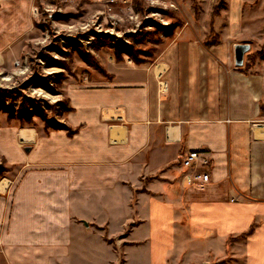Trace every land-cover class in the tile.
I'll return each instance as SVG.
<instances>
[{"label": "crops", "instance_id": "0c3cea01", "mask_svg": "<svg viewBox=\"0 0 264 264\" xmlns=\"http://www.w3.org/2000/svg\"><path fill=\"white\" fill-rule=\"evenodd\" d=\"M241 8L233 1L213 34L184 26L153 58L69 83L72 135L0 128L14 167L0 264H264L262 18ZM237 44L250 45L242 66ZM190 151L207 153L190 173L207 169L208 183H182Z\"/></svg>", "mask_w": 264, "mask_h": 264}, {"label": "rangeland", "instance_id": "374dc122", "mask_svg": "<svg viewBox=\"0 0 264 264\" xmlns=\"http://www.w3.org/2000/svg\"><path fill=\"white\" fill-rule=\"evenodd\" d=\"M233 1L131 0L108 6L99 0H0V128L16 124L48 133L66 126L69 83L108 78V67L129 57L138 63L153 58L154 46L184 26L211 27L213 34L216 20L229 25L227 16L218 17L227 15ZM238 1L243 15L262 18L252 43L260 50L254 59L264 57V0ZM21 106L30 113L26 117L19 114ZM13 170L0 155V183Z\"/></svg>", "mask_w": 264, "mask_h": 264}, {"label": "built area", "instance_id": "2783aa9c", "mask_svg": "<svg viewBox=\"0 0 264 264\" xmlns=\"http://www.w3.org/2000/svg\"><path fill=\"white\" fill-rule=\"evenodd\" d=\"M104 1L108 6L121 2L123 4H129L131 0H99ZM183 166L187 169V173L184 175L183 181L188 184L194 183H208L210 180V174L207 172V169L202 171L199 169L198 174L192 175L190 171H195L198 167H208L210 165V159L207 157L206 152L201 151H190L182 159Z\"/></svg>", "mask_w": 264, "mask_h": 264}, {"label": "water", "instance_id": "95a60500", "mask_svg": "<svg viewBox=\"0 0 264 264\" xmlns=\"http://www.w3.org/2000/svg\"><path fill=\"white\" fill-rule=\"evenodd\" d=\"M250 50L249 44H237L235 46V64L242 66L244 62V55ZM30 149H27L29 151Z\"/></svg>", "mask_w": 264, "mask_h": 264}, {"label": "trees", "instance_id": "16d2710c", "mask_svg": "<svg viewBox=\"0 0 264 264\" xmlns=\"http://www.w3.org/2000/svg\"><path fill=\"white\" fill-rule=\"evenodd\" d=\"M19 114L21 115V117H24V116L26 117L27 114H30V113H29V111L27 110L26 107L21 106V110H20ZM55 129L67 130L68 133H69V135H72L73 134V131L69 127H67L65 125H61L60 127H56ZM243 236H246V234L240 236L239 238H242Z\"/></svg>", "mask_w": 264, "mask_h": 264}, {"label": "bare ground", "instance_id": "6f19581e", "mask_svg": "<svg viewBox=\"0 0 264 264\" xmlns=\"http://www.w3.org/2000/svg\"><path fill=\"white\" fill-rule=\"evenodd\" d=\"M7 184H8V181L7 180H2V182L0 183V189L1 190H5Z\"/></svg>", "mask_w": 264, "mask_h": 264}]
</instances>
